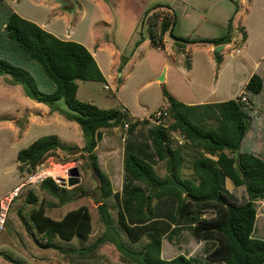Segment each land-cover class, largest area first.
Here are the masks:
<instances>
[{
    "label": "rangeland",
    "instance_id": "1",
    "mask_svg": "<svg viewBox=\"0 0 264 264\" xmlns=\"http://www.w3.org/2000/svg\"><path fill=\"white\" fill-rule=\"evenodd\" d=\"M5 1L26 20L27 15H33L41 18L48 17V21L51 19L54 21L53 15L49 14V10L44 7V4L40 5L32 0ZM60 1L64 6L71 8L67 10V15L70 17L68 26L64 27V23L57 22L59 29L71 33V41L84 42L90 47L94 37L97 36L100 38L99 48H105L97 55V60L109 77L107 83L109 89L105 88L106 81H78L77 94L79 100L95 104L102 109L124 110L125 105L141 118L151 117L168 105L163 96V87H166L169 92L170 87L177 92L201 95L202 98L207 97L210 101L226 102L239 96L242 97L243 94L246 96L245 84L251 75L260 72L264 76V63L262 67H259L264 58V0ZM236 3L239 5L237 14L235 13ZM159 4L170 6L172 11L169 10V13L172 17H174L172 13H175L177 18L175 34L192 39L218 38L225 35L228 31L229 21L234 16L233 39L219 52L221 62H218L214 51L210 53L209 45L199 43L188 45L185 51L178 42L171 38L169 33L165 38L166 48H154L147 34V25L143 26L142 22L145 13ZM160 10L161 8L156 11ZM163 10L168 11L167 9ZM243 31L248 35L245 42L242 40ZM142 38H144V42L136 47V43ZM113 47L121 53V57L116 59L117 62L120 63L123 56L129 58L122 69L119 65L118 70L109 69V61L112 59L110 53ZM223 61L224 64L220 67ZM166 64L170 66L168 67V81L161 83L157 81V74L161 68L167 69L164 67ZM188 64L191 66L190 69L187 67ZM27 67L29 66L26 65ZM190 70L193 72L191 73ZM34 75L41 90H45L41 72H35ZM4 78L9 80L6 82ZM4 78L0 77V200L11 193L15 187H18L30 174L26 168H20L21 164L17 160L18 153L43 136L57 135L67 149L54 152L43 163V168L47 170L48 175L56 178L51 172L55 165H59L61 167L59 172L62 173L61 178H68L69 170L78 167L82 174V182L79 189L73 191V193H78V198L62 205L58 198L42 190L40 184L35 185V192L39 200H42L46 205V214L55 220H61L67 212L80 206L85 205L89 208L92 214L93 229L88 241H84L80 237L69 242L55 238L51 244L55 247H63L68 251L71 250V252L89 248L100 237L105 236L109 229L100 219L98 207L103 201L100 196V184L89 161L83 156L85 139L81 127L65 117V112L69 110L63 100L54 106V108H58L57 110L40 103L33 105L36 102L27 97L21 85L11 83L10 76H4ZM172 95L175 97L174 94ZM177 97L175 98L180 102H184L183 99ZM246 104L252 109L254 118L241 151L259 155L262 152L264 141V92L253 105L249 101ZM169 121L172 120H165L164 124L167 126ZM156 127L159 126L149 119L141 122L130 130L125 142L122 140L124 133L120 126L117 131L105 129L106 137H109V139L107 138L108 144L105 145L101 142L96 153L99 156L102 169L111 179L114 191H119L122 194L125 185L129 182L124 166V159L129 151L137 152V148L145 147L144 151L147 154L153 153L151 131ZM173 135L175 137L174 144L179 146L187 144L186 140L178 133H172ZM180 141L182 144H179ZM77 149L79 152H76ZM190 153L193 154L194 151L186 146L185 155L188 160L183 169V177L195 179L191 168L193 159L189 155ZM147 158L155 166L157 174L162 179L168 176L166 161ZM224 185L240 204L247 202L248 194L245 187L235 188L228 178H225ZM83 191H86V195L79 197ZM126 201L127 199L122 201L124 208ZM107 203L113 218L110 235L113 241L123 245L127 252L115 242H107L95 253L87 254L85 257L75 253L61 256L53 252L42 251L25 232L23 224L18 218L16 219L15 213L11 215L13 220H8L5 230L0 233V251L22 257L29 264H81L83 261H86L83 264H141L137 253L143 250L148 239L145 237L138 243H132L119 222V202L115 197H111ZM154 204L158 217H164L170 221L175 219L177 202L174 199L155 201ZM159 208L165 212L160 213ZM256 208L257 219L254 237L264 240V199L256 202ZM126 213L129 214V208ZM213 215L212 212L206 214L207 217ZM179 225H181L179 231L173 236L170 235L171 238L167 236L163 241V259L171 260L184 255L194 258V261L196 259V264H221L207 259V254L213 248V242L199 240L188 222L178 221L176 226ZM41 239V242L44 243L45 239ZM0 264H9V262L0 255Z\"/></svg>",
    "mask_w": 264,
    "mask_h": 264
},
{
    "label": "trees",
    "instance_id": "2",
    "mask_svg": "<svg viewBox=\"0 0 264 264\" xmlns=\"http://www.w3.org/2000/svg\"><path fill=\"white\" fill-rule=\"evenodd\" d=\"M236 5L237 14L239 5L238 3ZM160 8V11H156ZM169 10L170 6L159 4L145 13L142 24L147 25V34L154 48H166L167 33L180 44L181 48L198 43L218 47L232 42L234 16L229 21L225 35L218 38L192 39L175 34L177 18L175 13H172L174 16L172 17ZM247 37V33L243 31L244 42ZM142 42L144 38L136 43V47ZM215 55L218 62L222 60L219 53L215 52ZM128 61L129 58L123 56L120 68L122 69ZM263 63L264 58L259 67H262ZM26 65L29 67L26 68ZM187 67L190 69V64ZM38 71L43 75L45 90H41L34 75ZM4 76H10L11 83L21 85L27 97L36 103L57 110L58 108H54L56 103L64 101L69 110L65 112V117L79 124L82 129L85 139L83 156L89 161L100 184V196L103 201L98 211L101 221L109 231L92 246L78 252L57 246L49 249L55 238L69 242L80 237L88 241L93 229L92 214L89 208L83 205L67 212L61 220L49 217L46 214V205L39 200L35 192V185H27L20 189L11 203L6 225L8 220H13L11 215L15 213L25 232L42 251L61 256L75 253L85 257L87 254L95 253L103 244L115 242L110 235L113 218L107 203L109 198L115 197L119 202V222L129 240L138 243L145 237L148 239L143 250L137 253L141 264H196V259L194 261L184 255L171 260L162 258L163 240L167 236L171 238L170 235L173 236L179 231L181 225L176 226L178 221L191 224V230L199 240L213 242V248L207 254L209 261L221 264H264V240L254 237L256 202L264 199V141L259 155L241 151L254 118L252 109L242 101V97L226 102L187 105L163 87V96L168 104L166 120L172 121H169L168 127L159 126L152 129V154H147L144 151L145 147H139L137 152L129 151L126 154L124 166L129 182L121 194L114 191L111 179L101 167L96 149L101 139V130L122 126L129 115L124 111L126 109H102L78 99V81H106L92 53L83 44L61 40L37 24L22 18L5 0H0V77ZM263 92L264 76L256 72L245 87L249 103L253 105ZM146 120L148 121L138 120L132 124L130 130ZM172 133L181 135L187 144L185 146L174 144ZM186 146L194 151L189 155L193 159L191 168L195 179L183 177V169L188 160L185 155ZM66 149L57 135L43 136L21 150L17 160L21 164V169L26 168L31 173L54 152ZM147 157L166 161L168 176L162 179ZM171 176L183 184L193 197L203 198L215 193L218 199L193 202L176 187L154 191V188L167 182ZM225 178H228L235 188L245 187L248 194L247 202L240 204L226 190ZM39 186L58 198L62 205L78 198V193L73 191L79 189V186L67 189L53 177L46 178ZM80 194L79 197H84L86 191ZM121 197L122 201L127 199L124 203L125 208ZM168 199L177 202L175 219L172 221L158 217L155 213V201L162 202ZM128 208L129 214L126 213ZM159 211L165 212L160 208ZM208 212L214 215L207 217ZM129 219L131 223L128 222ZM41 238L45 239L44 243L41 242ZM115 243L126 251L123 245ZM0 255L9 264H29L22 257L12 253L0 251ZM84 262L86 261L81 264Z\"/></svg>",
    "mask_w": 264,
    "mask_h": 264
},
{
    "label": "crops",
    "instance_id": "3",
    "mask_svg": "<svg viewBox=\"0 0 264 264\" xmlns=\"http://www.w3.org/2000/svg\"><path fill=\"white\" fill-rule=\"evenodd\" d=\"M32 1H35L37 2L38 4L40 5H43L44 4V7L47 8L49 11V14L53 15L54 17V21H48V17H38V16H29L27 15V20L37 24L38 26H40L42 29H44L45 31L53 34L54 36H56L57 38L61 39V40H64V41H71V33H68L67 30H61L59 29V25L57 24V22H60V23H64V27H67L68 26V21L70 20L69 16L67 15V10L71 7H67V6H64L63 4H61V1L60 0H32ZM9 4V3H8ZM11 6V5H10ZM12 7V6H11ZM67 7V8H66ZM13 8V7H12ZM13 10L17 13L16 9L13 8ZM18 14V13H17ZM19 15V14H18ZM167 35V34H166ZM166 35H165V38H166ZM99 40L100 38L95 36L94 37V40L92 42V46L90 47V45L88 46L87 44H85L84 42H80L82 43L91 53L92 55L94 56L97 64L99 65L103 75L105 76V79H106V85L107 83L109 82L108 79L109 77L106 75L105 71L103 70V68L101 67V64L100 62L97 60V55H99L102 50H104L105 48H99ZM102 40V39H101ZM166 44V43H165ZM167 45V44H166ZM245 47V46H244ZM188 46H186L184 49L185 51L187 50ZM225 48V46H224ZM246 48V47H245ZM208 50L210 51V53L214 51V47L213 46H209ZM240 52V51H239ZM110 56L112 59H110V64H109V69L111 68H114V69H117V67L120 66L121 62H117V58L118 57H121V53L117 50L114 49L113 47V50H111V53H110ZM224 64V61L222 64H220V67L223 66ZM119 65V66H118ZM164 67H167L166 68H161V70L159 71V73L157 74V77H159L160 75H162V73L165 72V81L167 82L168 80V77H169V72H168V67H170L169 65H165ZM163 69V70H162ZM189 71V70H188ZM191 73L193 72V70H190ZM252 76V75H251ZM250 76V78H251ZM1 78H4V77H1ZM250 78L248 79V81L246 82L245 86L247 85V83L249 82ZM158 79V78H157ZM4 80L7 82L9 79H5ZM167 86L169 87V85L167 84ZM170 93L174 94L175 97H180L181 99H183V103L187 104V105H201V104H207V103H219L221 102V100H216V101H210L207 97H204L202 98V96H198V95H195V94H189V93H186V92H180V91H175L174 89L170 88ZM175 91V92H174ZM177 97V98H178ZM29 98V97H28ZM35 102V101H34ZM39 104V103H38ZM33 105H37V103H34ZM124 105V104H123ZM124 105V109L128 110V112L136 119H139V120H144V119H149L150 117H145V118H141L139 117V115H137L135 112H133L132 110H130L128 107H126ZM168 108V105L165 107V109ZM151 116V115H150ZM118 127H115V128H112L111 130L114 131L116 130L117 131ZM106 130H110V129H106ZM105 129H102L101 130V135L103 136L101 138V141L99 142L98 144V147L96 149V151L99 150V147H100V144L101 142L105 145L108 144V139L109 137H106L107 134ZM108 132V131H107ZM108 138V139H107ZM127 140V139H126ZM125 142V141H124ZM99 157V156H98ZM101 164V163H100ZM106 172V171H105ZM107 173V172H106ZM16 188V187H15ZM165 239V238H164ZM164 241V240H163ZM163 249V248H162ZM194 259V258H192Z\"/></svg>",
    "mask_w": 264,
    "mask_h": 264
},
{
    "label": "built area",
    "instance_id": "4",
    "mask_svg": "<svg viewBox=\"0 0 264 264\" xmlns=\"http://www.w3.org/2000/svg\"><path fill=\"white\" fill-rule=\"evenodd\" d=\"M105 88L109 89V86L105 85ZM242 101L244 103H248L247 97L244 94L242 95ZM124 111L128 113L129 118H127L125 123L122 126H120V129L122 133H124L122 140L126 141L132 124L136 123L139 119L134 118L127 110H124ZM166 117H167L166 109H163L153 114V116H151L149 120H151V122H153L155 125L162 126V127H168V125L166 126V124H164ZM172 139L175 140L174 135L172 136ZM179 144H182V141H180ZM66 173H68V171H66ZM48 177H51V176L47 174V170L43 168V164H42V166L41 167L39 166L35 172H31L29 176L27 177V179H25L11 193H9L7 196L3 197L0 200V233H2L5 230L11 203L14 200V198L17 197L20 189L27 185L41 184Z\"/></svg>",
    "mask_w": 264,
    "mask_h": 264
},
{
    "label": "water",
    "instance_id": "5",
    "mask_svg": "<svg viewBox=\"0 0 264 264\" xmlns=\"http://www.w3.org/2000/svg\"><path fill=\"white\" fill-rule=\"evenodd\" d=\"M224 49V45H220L215 48L214 52L219 53ZM157 81L163 83L165 81V72L162 73L157 79ZM79 152V149L76 150ZM54 180L57 183H60L62 187L74 188L81 184L82 182V174L79 168H72L69 170L68 178H61V177H54ZM166 187H176L180 191L187 195V197L193 202H207V201H216L218 199V195L212 193L211 195L203 198L193 197L191 194L188 193V189L181 183H179L174 176H171L170 179L162 185L157 186L154 188V191L162 190ZM49 248H56L54 245L49 246Z\"/></svg>",
    "mask_w": 264,
    "mask_h": 264
},
{
    "label": "bare ground",
    "instance_id": "6",
    "mask_svg": "<svg viewBox=\"0 0 264 264\" xmlns=\"http://www.w3.org/2000/svg\"><path fill=\"white\" fill-rule=\"evenodd\" d=\"M61 169V167L59 165H55L53 168H52V172L53 175H55L56 177H62V173L59 172V170Z\"/></svg>",
    "mask_w": 264,
    "mask_h": 264
}]
</instances>
